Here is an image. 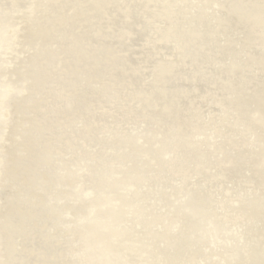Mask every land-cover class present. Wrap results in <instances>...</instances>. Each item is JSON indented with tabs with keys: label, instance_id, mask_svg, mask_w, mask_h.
Returning <instances> with one entry per match:
<instances>
[{
	"label": "bare ground",
	"instance_id": "obj_1",
	"mask_svg": "<svg viewBox=\"0 0 264 264\" xmlns=\"http://www.w3.org/2000/svg\"><path fill=\"white\" fill-rule=\"evenodd\" d=\"M191 1L0 0V264H263L264 0Z\"/></svg>",
	"mask_w": 264,
	"mask_h": 264
},
{
	"label": "water",
	"instance_id": "obj_2",
	"mask_svg": "<svg viewBox=\"0 0 264 264\" xmlns=\"http://www.w3.org/2000/svg\"><path fill=\"white\" fill-rule=\"evenodd\" d=\"M193 4H195L194 3V1L192 0L191 1ZM215 8V7H214ZM13 41V40H12ZM227 64V63H226ZM233 66V65H232ZM11 68V67H10ZM87 101H89V100H87ZM90 102H92V101H90ZM4 120V119H3ZM40 194V193H39ZM151 198H153L152 197V195H151ZM174 204H176V203H174ZM156 207L157 208H159L160 207V203L159 202H157V204H156ZM126 217L128 218V219H130V217H128L127 215H126ZM261 220H263V224H264V219H261ZM134 230H135V233H134V239H136V237L138 238V239H140V238H142V233H144L145 232V230H140V228L138 227V226H136V224H135V222H134ZM261 228H263L262 226H261V222L260 221H258V225H257V227L256 226H254V229L253 230H261ZM210 229H211V227H210V225H206L205 226V235L210 239V241L212 242L213 240H215L217 243H218V241H217V238H216V235H215V233L214 232H212L211 233V231H210ZM133 234V233H132ZM231 234V235H230ZM138 235V236H137ZM243 234H242V230L238 227V228H231L230 229V231H229V233H228V236H232V238L234 239V240H236V242L239 244V246L240 245H242L243 244V236H242ZM136 236V237H135ZM248 236V235H247ZM254 245V241L252 242V244H251V246H253ZM13 246H14V244H13ZM256 249H257V253H256V255H255V261L257 262V263H263L264 264V248L263 247H259V246H254ZM247 249V248H246ZM243 252L244 251H242V254H243ZM254 261V262H255Z\"/></svg>",
	"mask_w": 264,
	"mask_h": 264
}]
</instances>
